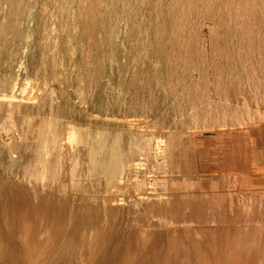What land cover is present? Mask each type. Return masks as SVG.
Here are the masks:
<instances>
[{"label":"bare ground","instance_id":"bare-ground-1","mask_svg":"<svg viewBox=\"0 0 264 264\" xmlns=\"http://www.w3.org/2000/svg\"><path fill=\"white\" fill-rule=\"evenodd\" d=\"M231 1L232 0H0V61L2 62L1 63L2 66L0 65L1 66L0 67V124L2 123L1 126L4 128L3 124L5 120L7 119L6 121H10V124L17 133V138L20 139V142L18 144L17 143L14 144V151H13L18 154L16 155L18 159L15 157L17 159V162H15L14 159L12 161L5 160L6 162L5 164H7L6 167H8L7 170L10 169L9 172L10 175L8 174L10 178L8 177L7 179V177L5 178L4 176H3L4 179L2 178V180H4V182L7 184H8L7 181L10 180L9 183L14 188L12 190V187L10 185L2 183L5 185V191H4V187L1 188L4 185L0 184L1 185L0 188L3 189L2 193L5 192L8 193L7 191H9L10 193L8 194L10 195L14 194L13 196L12 195L9 196L10 199L11 198L14 199L15 197L13 203L12 200L10 201V199L8 200V198L7 199L5 198L6 200H4L3 199L4 194L1 195L2 193L0 190V264H81L83 262L84 256L89 252L87 245L90 242L92 236L99 232L103 233L102 228L107 227L108 229V225H107L108 223L114 222V224H116L118 223V221H121L119 217L118 218L120 220L117 219V222L115 221L117 216H119L118 213L120 211L119 212H117L116 210L113 211L112 210L113 204H111L112 205L111 208L109 206L106 207L102 205L103 201L99 202L100 201L99 199L93 201L91 199L82 196L79 191H81L80 185L83 186L82 183L83 181L81 182V180L79 179L81 177H90V176L100 177V175L115 176L116 173L120 171L121 163L124 160H127L126 152L129 154V157L130 154H132L130 153L131 151L130 152L128 151L130 142L133 140V138L135 140V138H137L140 135L139 131L141 132L142 129L141 127L140 130L138 129L139 131L137 130L138 121L135 118L136 117L135 114L141 112L144 109H147V111L148 109L151 110V112L149 111V114L153 113L154 110L160 109L162 112L159 115L160 121L154 120V122L157 121L159 123L162 121L163 123L169 124L171 121L175 119L178 112L182 108H180L181 104H178L180 102L177 103L176 101H174L176 99L170 100L168 98L167 91L169 89V82L171 81L173 76L176 77L180 76L182 79L187 80L189 79L190 76L197 74L198 73L197 70L199 71V73H202L200 72L199 68L197 69V67H199L201 64V63L197 64L198 57L199 60L201 59L200 58L201 55L199 56L198 53L201 52H198L199 50H197L196 48L201 46V42H200L201 40L199 41L195 39V32L198 31L200 28H205V27L208 28L209 39L211 43H213L212 45L213 48H215L217 51L220 52L221 47H219V45H222L223 46V48L221 49L222 52L227 51L228 49L227 44L229 42V39L227 38V32L230 28L232 18H230L231 16H229L231 15V13L228 16L227 14L226 16H224V9H226L225 6H229L228 8L231 7L230 6ZM240 1L241 3L243 2H246V4L248 3L246 5V8L247 10L249 9L248 12L250 16V21L248 22L247 20V23L245 22L244 23L252 28L256 27V30L257 31L260 30L263 33V35L261 36L264 37V0H240ZM233 4L234 3L232 1L233 9L232 8L231 9L234 10L235 12L237 11V13H240L242 10L240 7H238L239 5L233 6ZM234 24L236 23L234 22ZM258 36L259 35H257L256 37ZM181 38L183 39V42L179 43V40ZM87 43L89 46L87 45L86 47L91 48L93 55L92 76H89L87 74L85 75L83 72L84 54H82L83 53L82 50H83V46H85V44ZM23 46H24V51H23L24 53L22 54H24L23 55L24 59L23 57L20 58H22V60L24 61H22L19 58V60H21L20 64L16 62V64L18 63L19 65H15V58L18 55V53L22 52L21 47ZM19 48L21 51L19 50ZM242 49L243 48H241V50ZM212 52L213 51H211V53ZM258 52L260 53V51ZM124 54H126L127 56L130 55V58L132 57L133 58L132 60L135 61L133 67L136 65L135 66L136 68H132L135 69V71L126 67V65H122L123 63L121 62L120 57L123 56ZM213 54H215V51L213 52ZM221 55L223 56L222 58L226 59V61L228 58H232L231 54L228 51L224 53V55L223 53H221ZM127 56H124V58ZM213 57H215V55ZM119 59L121 63L119 62ZM175 61L177 63H180V65L182 66V70L179 73L175 72L176 70L174 71V69L171 67L172 65H170L171 62L175 63ZM13 62L15 65L14 70L16 68L15 70L16 72L18 68L21 69V65L23 66V64H25L26 66L25 68L28 69L25 71L26 72L29 71V73L35 78L33 79V81L35 80L37 81V79L40 80L39 82V84L41 85L40 89L41 90L46 89L48 91L47 96L45 98H42L41 102L39 103L33 102V100L34 101L37 100L31 98V94L30 95L26 94L25 86L27 85V83H24L26 81H24L22 78L25 77V75L24 76L21 75V77L17 78L21 81L23 80V82L19 81L23 84L21 83L19 84L18 80L16 81L14 80L16 79L15 78L16 73L14 72V70L13 72L15 73V75L14 73L13 75L15 77L11 78L12 76L11 70L14 66ZM196 64L199 66L196 67ZM217 64L218 63H216V65ZM16 66H18V68ZM24 69L22 68L21 70L23 71ZM176 69H178V65ZM20 73L23 74V72H19V74ZM198 75L199 74H197V76L195 77L197 78ZM27 76L25 77L26 80L28 78ZM200 76L199 78L201 79L203 74L201 77ZM247 78H249V76H247ZM255 78L257 79V77ZM14 81L16 83H14ZM179 82H180L179 85H181V82H183V80ZM76 86L77 87L80 86L78 88L80 89V92L84 94L82 95L84 96V103L86 104L89 111L99 114L101 117H103L102 119L104 120H108L110 118L115 119V117L117 116L122 117V119L125 118L122 121L123 125L119 127L116 126L107 129L104 124H100L96 122L94 123L95 127H91L90 125L91 122L90 124H84L83 122L84 120L81 112L77 110L74 105V101L78 96L76 94L79 90V89L76 90L77 88ZM117 87L118 89L120 88L119 89L120 92L119 91L118 92L120 94L123 92L124 96H126L124 98L125 101L122 98L123 95L121 94L122 97H119L120 95L118 96L117 92L115 91ZM182 90L180 92H182ZM190 90L192 89L190 88ZM205 91H208V89H206ZM3 92H6L7 94ZM215 92H217V90ZM54 93L59 98L58 102H53L52 95ZM183 93L185 94V92ZM184 94H183V98H179V99L181 100L185 99ZM196 94L197 93L193 95ZM193 95L190 94L189 98H191L190 96ZM181 96L182 95H180V97ZM181 103H183V101H181ZM207 103L209 104V102ZM81 105L82 104L79 105V108ZM247 106L249 105L247 104ZM203 108H205V106H203ZM184 110L187 111L186 109ZM211 112L208 114V118L212 119L213 117L214 118L213 120H215L214 115L209 117ZM156 113L157 112L155 111V114ZM246 113H250V112H246ZM195 114L197 113L195 112ZM189 115L187 119H190ZM197 115H199V113ZM223 115H225V113ZM51 116H53V118H51ZM205 116L206 114L205 115L203 114L202 117L206 118ZM230 117L229 119L231 120L233 117L232 118ZM198 118L201 119L199 116ZM220 118H223L222 120L226 119V117L225 118L220 117ZM199 119L197 120L199 121ZM211 119L209 121H211ZM213 120L211 121L212 127H213ZM207 121H205L206 124ZM154 122L152 123L154 124ZM196 122L197 121H195V125L196 124L198 125L199 123ZM225 122H223V124ZM201 123H203V127H204L205 126L204 122L202 121ZM233 123L234 125L236 124L235 122ZM183 124L185 126V123ZM243 124L245 125V123ZM191 125L193 126V124ZM218 125L216 127H218ZM231 125L229 126V128L231 127ZM224 127L226 128L227 125H225ZM5 129H7V126ZM8 129H10V127H8ZM154 129L156 130V128ZM158 130L157 132H154V134L158 133ZM150 132L153 133L152 130L151 131L149 130V133ZM5 133L7 132L5 131ZM1 135L2 132L0 130V137ZM244 135L246 136V134L243 135L239 134L238 141L242 138L245 142ZM147 136L148 138H150V135ZM232 137H234V135ZM232 137L230 140V136H229V139L226 141L227 143L229 142L228 152L226 154L227 155L231 154L232 156V152H233L234 156L237 155V153L239 154V156L243 155L242 156L243 160H241V162L243 161L242 166L245 168V166H247L248 161L246 157L247 153L245 155L244 148L246 149L248 144L245 145L244 142L240 141L241 149H239L240 146L238 145L239 146V147L237 146L238 149L234 151L235 149L232 144L233 143ZM144 139L145 138H143V140ZM180 140L182 141L181 138L178 140L175 137H171L168 138L166 142L167 145H165V147L166 146L167 147L165 148L166 151L164 152H166L165 155L167 158L171 160V163L173 161L174 162L177 161L181 155L184 154L190 155L188 139H185L184 142L185 148L183 149V152L182 149L180 148L181 143L183 141L180 143ZM148 141L149 143L151 142L150 140ZM243 143L246 147H243L244 146ZM231 144L233 146L232 149H231ZM5 145L7 144L2 145L4 146V150L5 148H7L5 147ZM149 147L151 148V146ZM74 148H75V152L72 151L74 154L72 157H70L69 152ZM28 151H31L32 153L30 152L28 153ZM4 152H3V148H1L0 159L2 158ZM167 158H165V160ZM180 158H182V156ZM235 159L237 160L236 156ZM182 160L179 159L180 162ZM238 160L240 161V158ZM166 161L168 162V159ZM166 161L165 163H167ZM230 161L233 162V160ZM230 161H228L230 164L227 163V166L231 165ZM68 162L70 163L69 165ZM2 164H1V168L3 169ZM237 164L239 163L232 164L233 165V168L231 169L232 171L237 170L234 169V165ZM171 165L173 164H170V166ZM181 166L182 165L180 166L178 165L179 168ZM237 166H235V168H237ZM176 167L177 166L174 165L173 168ZM229 167L230 166H228V170ZM183 168L185 167L183 166ZM183 168H181L182 169L181 172H184ZM186 168L188 169V165ZM59 169L62 172H59ZM166 169L169 170L168 167ZM176 169L179 170L178 168ZM242 169H238V170H242ZM118 173L120 174V172ZM2 180L0 181L2 182ZM102 181L103 180H101V182ZM80 182L82 184H80ZM7 186L8 187L10 186V188L7 189ZM219 186L217 187L220 188ZM96 192H100V191L96 190ZM8 194L6 195L8 196ZM226 194L229 195L230 193L228 194L227 191ZM225 195L222 196L225 197ZM96 196H98V194ZM217 197L218 194L214 198V200ZM1 199L2 201L3 200L6 201V203H8L9 205L6 204L3 205ZM177 199L180 200L178 197ZM224 199L225 198L221 199L223 203L227 200L225 199L224 201ZM7 200L10 201L11 203L8 202ZM192 200L194 201L193 198ZM169 201L170 202L173 201L174 204L176 205L175 203L176 200L172 199ZM186 201L187 200H185V202L182 201L184 204H180L179 201L178 205L179 204L185 205ZM189 201L191 200H188V202ZM222 201L220 203H222ZM242 201H244V199ZM106 203L108 204V202ZM106 203L105 205H107ZM144 203L146 202L144 201ZM195 203L197 204L198 202ZM223 203H222L223 206L222 208L225 211L228 209V207H230L229 205L230 203L227 202L224 203L227 205V209H225L226 205L224 206ZM135 204L133 206L136 207L137 205ZM152 204L150 205L149 208L153 207ZM155 204L154 206L156 207L158 203L156 205ZM165 204L169 206V203L166 202ZM161 205L162 204H160V206ZM167 205H166V209H167ZM209 205L210 204L207 203L206 207L208 208ZM215 205L217 204L214 203V205H210V207L212 206L211 208H213L215 207ZM160 206L158 205L157 208ZM243 206L246 209L241 210L242 213L239 211L237 212L236 210V213L234 214V216L236 215L235 218L233 216L231 217L230 215V219L232 218L233 220H237L236 223L232 220L236 225L231 221V223L234 224L235 228L231 230L219 228V227L217 228L221 229L223 234H225V232L228 233L226 237L229 239L231 245H227L228 250L226 249V251L229 252L234 248L240 250L242 246H240L239 243H242L243 249L247 253V257L251 263L253 264L259 263L257 262V259L260 258L261 264H264V222L262 221V219L258 217L260 215L257 214L259 212L260 206L257 203H254V201H250V203H248V206L247 204L246 206L245 205ZM206 207L203 206V208ZM154 208L153 210L156 209ZM162 208L165 210L161 212L163 214L166 212V209L163 207V205ZM147 210H146V214L144 213V215H147ZM263 210L264 209L262 208V211ZM73 211L76 212L74 213ZM217 211L218 210H216V214H214L213 212L212 213H210L209 211L208 212L210 214L218 216L219 213H217ZM256 211L258 212L256 213ZM114 212L115 214L117 212V216L116 218H114L113 221V219L111 218L113 217ZM120 213H122V211ZM220 213L221 214L219 215L223 214L222 212ZM229 213L231 214V212ZM229 213H226V215H228ZM82 214H84L85 216L84 215L82 216ZM121 215L123 214H120V216ZM136 215H133L132 213L126 211V209L124 211L125 219L126 221L129 222V223L126 222V224L132 225L131 229L128 228L129 232L126 230L127 228L125 230L124 228H122L124 226L122 224V222L124 223L123 221L124 218L122 219V222H119L120 224H122L121 228L124 231L122 232V234L126 233L127 235H125L126 240L123 241L125 243L124 245H122L124 246V248L122 249L124 250L123 251L124 253L121 257L120 263L119 261H117L118 264L169 263L171 259L170 256L163 257L162 259L160 258L156 259L158 257V253L165 249L164 244L161 243L160 246L153 245L149 247L146 251L148 242L151 239L148 238L147 240H143V234L145 231L140 232V230L142 229L135 228V224L143 220L141 219V217L143 216V212L140 218L138 215H137L138 217ZM150 215L153 216V214ZM226 215L224 216L225 220H223L224 218L222 219L223 223H225L226 221L229 222L228 218H226L229 216ZM143 217L146 219L145 216ZM207 217L209 221L210 215ZM219 217H218L219 222L217 221L219 224L217 222H215V224L217 223L218 225H221L222 222L220 218L223 216H221L220 218ZM262 218L264 219V217ZM240 220L241 222H239ZM60 223L61 224L63 223V225H61ZM211 223L212 222H210V225ZM111 224L112 225L109 224V226L112 227L113 223ZM205 229L206 228L204 229L188 228L187 230L180 231V229L171 228L168 229L164 234H167V243L170 245V247L174 248L176 251L179 252L189 251L187 257L190 259V261L184 264H218L213 259L215 257V253L213 252L212 248L206 243L207 239L206 238H205L206 240L201 239L200 235H203L206 233V231H208L209 232L208 238H209V236L212 235V233H214L213 237L216 241V248L219 250H223V244L219 240L220 235L218 234V231H215L214 229L211 230H205ZM104 232H109V231L105 230ZM134 248L135 250L131 251ZM122 250L120 252H122ZM198 250L204 253L203 254L197 253ZM135 251L137 253L134 255ZM172 251L176 253L174 250ZM259 252L261 254H259ZM235 259H236L235 261H238L240 259L239 255H237ZM98 262L100 264L114 263V261L113 263H109L110 258H104L101 259L100 261L98 260ZM233 262L234 261L230 262L229 264H233ZM173 264H178V263L175 262Z\"/></svg>","mask_w":264,"mask_h":264},{"label":"rangeland","instance_id":"rangeland-1","mask_svg":"<svg viewBox=\"0 0 264 264\" xmlns=\"http://www.w3.org/2000/svg\"><path fill=\"white\" fill-rule=\"evenodd\" d=\"M232 1L234 3L233 6L239 5L238 7H240L242 10L240 13H237V11L235 12L234 10H232L233 9ZM232 1H231V5H230L231 7L228 8L229 6H225L226 9H224V16H226V14L228 16L231 13V15H229V16H231L230 18H232L230 28L227 32V38L229 39V42L227 44V47H228L227 51L231 54L232 58H228L227 61H226V59L222 58L223 56L221 55V53H223V55H224V53L227 52V51L222 52V50H221L223 48L222 45H219V47H221L220 52L212 47L213 43H211V41L209 39L208 28H206V27L200 28L199 29L200 31L199 30L196 31L195 32V39L199 40V41L201 40L200 41L201 46L196 47V48H197V50H199L198 52L202 53V54L198 53L199 56L201 55V57H200L201 59L199 60V57H198V59H197L198 63L197 64H200V63L201 64H200V66L196 64V67L199 66V67H197V69L199 68L200 72H202V73H199V71L197 70V72H198L197 74H199L198 77L196 78L195 76H197V74H195L193 76H190L189 79H187V80L182 79L180 76H177V77L173 76L171 81L169 82V89L167 91L168 98L170 100L176 99L174 101H176L177 103L180 102L178 104H181L182 106L184 105L183 107L180 105V108H182V109H180V111L178 112L175 119L173 121H171L169 124L163 123L162 121H161L162 123L159 122V123H161V124H159L157 121H160L159 115H160V113H162L160 109L154 110L153 113H151V114H149V111L151 112V110H149V109H148V111H147V109H144L145 111L142 110L144 112L141 111V112L135 114V116H136L135 118L138 121L137 130L138 129L140 130L142 127V129H141L142 133L138 130L140 135L137 138H135V140L133 138V140L130 142L128 151L129 152L131 151L130 153H132V154H130V157H129V154L126 152V159L127 160H124L121 163L120 171H118V172H120V174L117 172L115 176L114 175L113 176L112 175L111 176L100 175V177L99 176H95V177L90 176V177H81L79 179V180H81V182L83 181L82 182L83 186L80 185L81 191H79L82 196H84L88 199H91L93 201H96L97 199H99L100 200L99 202L103 201L102 205L106 206V207L109 206L111 208V206H112L111 204H113V206H112L113 211H115V210L117 212L122 211V213H120V212L118 213L119 216H117V212H116V214L114 212L113 217L111 218L114 221V218H116V216H117L115 221L117 222V219L118 220L121 219V221H118V223H116V224H114V222L108 221V222L113 223L114 228H113V226L112 227L109 226V224L112 225L111 223H108L107 224L108 229H107V227L102 228L103 233L99 232V233H96L95 235L92 236L90 242L87 245L89 252L84 256L83 262L81 264H96V263L100 264L98 262V260L100 261L101 259H104V258H110L109 263H113V261H114V263H116L117 261H119V263H120L121 257L124 253L123 252L124 250H122L124 248V246H122V245H124L125 242H123V241L126 240L125 235H127L126 233L122 234V232H124L122 228H124V230L127 228L126 230L129 232L128 228L131 229V227H132L131 224L130 225L126 224V222L127 223H129V222L126 221V219H125L126 215L124 216L125 209H126V211L132 213L133 215H136V213L138 215L140 213L141 215L140 214L138 215L139 218L142 216V212H143V216H145L146 219L142 216L141 219H143V220L136 223L135 228L142 229V230L139 229L140 232L145 231L143 234V240H147L148 238L151 239L148 242V245L146 247V251L149 247H151L153 245L154 246H156V245L160 246L161 243L165 245V249L158 253V257L156 259H159V258L162 259L163 257L170 256L171 257L170 262L167 264H173L175 262L178 264H184V263H188L190 261V259L187 257V254L189 253V251H182V252L176 251L174 248L170 247V245L167 243V234H164V233L168 229H171V228H177V229H180V231L187 230L188 228H190V229L191 228L192 229H197V228L198 229H204V228H206L205 230L214 229L215 231H218V234L220 235L219 240L223 244V250H219L216 248V241L213 237L214 233H212V235H210L208 238L209 232L206 231L205 234L200 235V238L203 240L207 239L206 243L212 248L213 252L215 253V257L213 259L218 264H229L232 261H234L233 264H253L249 261V259L247 257V253L243 249L242 243H239V245L242 246V248L240 250H237L234 248L229 252L226 251V249L228 250L227 245H231L229 239L226 237L228 235V233L225 232V234H223L221 229H219V228H224V229H230L231 230V229L235 228L234 224L236 223L237 220H233L232 218L230 219V215H231V217L233 216L235 218L236 215L234 216V214L236 213V210H237V212L239 211L242 213L241 210L246 209V208H244L243 205L246 206V204H247V206H248V203H250V201H254V203H257L260 206L259 212L256 211V213L258 212L257 214L260 215L258 217L260 219H262V221L264 222V219L262 218V217H264L263 216L264 210L262 211V208L264 209V205H263L264 204V37L261 36V35H263V33L260 30H258V31L256 30V27L252 28L249 25L247 26V24H245V23H247V20H248V22L250 21V16H249V12H248L249 9L247 10V8H246V5L248 3L247 4H246V2L241 3L240 0H238V3H237V0H232ZM235 7H237V6H235ZM234 22L236 24H234ZM244 27H245V29H244ZM247 31H248V33H247ZM125 34H127V33H125ZM199 34H200V36H199ZM256 34L259 35L258 37H260V38L256 37L257 36ZM182 42H183V39L181 38L179 40V43H182ZM231 43H232V45H231ZM247 44H248V46H247ZM87 45H88V43L85 44V46H83V50H82L83 51L82 54H84L83 55V58H84L83 59L84 60L83 72L85 75L87 74L89 76H92V74H93V72H92L93 71V60H92L93 55H92L91 48L90 47L87 48L86 47ZM241 48H243V49L241 50ZM87 49H88V52H87ZM213 49H215V50H213ZM248 49H250V50H248ZM257 49H259V50H257ZM19 50H20V48H19ZM21 50H22V52H20ZM21 50L19 51L20 53H18V55H17L18 57L16 56V58H15V65H19L20 61L22 60V58H20V57H23V55H24V54H22V53H24L23 52L24 46L21 47ZM90 50H91V53H90ZM211 51H213V52L215 51V54H213V52L211 53ZM258 51H260V53ZM86 52H87V54H86ZM249 52L251 53V55ZM210 53L213 56L215 55V57H213ZM124 56H127V55L124 54L123 56H121L122 58L120 57L121 62L123 63L122 65H126V67L135 71V69H132V68H136L135 67L136 65L133 67V65L135 63V61L132 60L133 58L132 57L130 58V55L127 56L128 58L127 57L124 58ZM260 56H261V58H260ZM19 58L21 60H19ZM89 58H90V60H89ZM23 59H24V57H23ZM120 59H119V62H120ZM220 59H222V60H220ZM229 59H231V60H229ZM201 60L203 61V63ZM22 61H24V60H22ZM199 61H201V62H199ZM16 62H18L19 64L18 63L16 64ZM215 62L218 64L216 65ZM1 63L2 62L0 61V65L2 66ZM175 63L171 62L170 65H172L171 67L174 69V71L176 70L175 72L179 73L182 70V66L180 65V63H177L176 61H175ZM13 65H14V62H13ZM15 65L13 66V68L11 70L12 71L11 72V74H12L11 78H14L16 76L15 77L16 79H14V80L15 81L18 80V82H19L21 80H19L17 78L21 77V75H23V76L25 75V77H26L27 73H28L27 77L32 78V79L27 78L28 82H27L25 77H22L23 80L26 81L24 83H27V85L25 86L26 87L25 92H26V94H29V95L31 94V98H34L35 100H37V101L33 100V102H35V103L41 102L42 98H45L47 96L48 91L46 89H43L45 91L40 89V86H41L39 84L40 80L37 79V81L36 80L33 81V79H35V78L29 73V71H27V72L25 71V70H28L27 68H25L26 67L25 64H23V66L21 65V69L25 68L23 71L21 69H19L18 66H16L18 68L17 69L18 73L15 71L16 68L14 70ZM177 65H178V69H176ZM173 66H175V67H173ZM242 66L246 67V68H243ZM84 68H85V71H84ZM89 68H90V70H89ZM243 69H244V72H243ZM247 69H249V70H247ZM259 69H260V71H259ZM13 70L16 73V75L13 72ZM203 70H204V72H203ZM19 72H23V74H21V73L19 74ZM88 72H89V74H88ZM233 72H235V73H233ZM13 73L15 76L13 75ZM17 74H19V75H17ZM202 74H203V76H202ZM199 76L201 77V79L199 78ZM247 76H249V78H247ZM206 77H208V78H206ZM255 77H257V79ZM215 78H217L220 81H218ZM246 78L249 80H247ZM175 79H176V82H175ZM233 79H235V80H233ZM23 80L21 82H23ZM181 80H183V82H181V85H179V83H180L179 81H181ZM211 80H212V82H211ZM236 80L238 83L236 82ZM15 81H14V83H16ZM247 81L249 82V84ZM21 82H19V84ZM242 82H243V84H242ZM205 83H207V84H205ZM21 84H23V83H21ZM202 84H204V85H202ZM219 84H221V85H219ZM206 86H207V88H206ZM78 87H80V86H78ZM78 87L76 88V90L79 89ZM190 88L192 90H190ZM119 89L117 87L115 91L117 92L118 96L120 95L119 97H122V95H123L122 98L124 100V98L126 96H124L123 92L121 93L122 94L121 95L119 93L120 92ZM204 89L205 90L208 89V91H205ZM181 90H182V92H180ZM216 90H217V92H215ZM223 90H225V91H223ZM238 90H239V92H238ZM183 92H185V94ZM212 92H214V93H212ZM3 93H6V92H3ZM38 93H40V94H38ZM195 93H197V94L193 95ZM205 93H207V94H205ZM210 93H212V94H210ZM183 94L185 95L184 96L185 99H182V100L179 99V98H183ZM190 94L193 95V96H190L191 98H189ZM202 94H203V96H202ZM256 94H257V96H256ZM76 95H78V96L76 97V100L74 101V105H75V108L81 112V114L83 116L84 124H90V122H91V124H90L91 127H95L94 123L96 122V123L104 124L107 129L108 128L110 129V128L116 127V126L119 127V126L123 125L122 121L125 118L122 119V117L117 116V117H115V119L110 118L108 120H104V119H102L103 117H101L99 114L89 111L86 104L84 103V96H82L84 94H82V92H80V89L78 90ZM171 95H172V97H171ZM176 95H178V96H176ZM180 95H182V96L180 97ZM225 95H226V97H225ZM216 96H218V97H216ZM202 97H203V99H202ZM219 97H221V98H219ZM52 98H53V102H58L59 98L57 97V95L55 93L52 95ZM218 98L221 100H219ZM181 101H183V103H181ZM80 102H82V103H80ZM207 102H209V104ZM79 103L82 104L80 106V108H79V105H80ZM234 104H236V105H234ZM247 104L249 106H247ZM202 105L205 106V108H203ZM199 107L201 108V110ZM244 107H245V109H244ZM215 108H216V110H215ZM250 108H252V109H250ZM184 109H186L187 111H185ZM155 111L157 112L156 114H155ZM215 111H216V113H215ZM223 111H224L225 115L227 114L226 116L223 115L224 114ZM228 111H229V113H228ZM181 112H183V113H181ZM195 112L197 114L199 113V115L195 114ZM210 112H211V114L209 115V117L214 115L215 120L217 119L216 120L217 122H216L215 120H213L214 119L213 117H212V119L210 118L211 121L213 120V127H215V128H213L211 126L212 122L209 121L210 119L208 118V114ZM233 112H235L236 114ZM246 112H250V113H246ZM140 113H142V114H140ZM201 113H202V115H201ZM191 114H193V115H191ZM203 114L204 115L206 114V116H205L206 118L202 117ZM217 114L219 116V119H218ZM143 115H145V116H143ZM188 115H189L190 119H187ZM198 116L201 119H199ZM220 117H224V118L226 117V119L222 120L223 118H220ZM229 117L230 118L233 117L232 119H234V120H232V119L230 120ZM51 118H53V116H51ZM184 118H186V119H184ZM197 119H199V121ZM204 119H205V121L208 120L207 124L204 121ZM239 119H240V122H239ZM6 120L3 124L4 128L1 126L2 123L0 124V130L2 132V135L0 137V141H1L0 149L3 148V152L5 151L3 153V156H2L3 159L2 158L0 159V161H2V162H0V178H1L0 180H2L3 176L5 178L7 177V179H8V177L10 178V176H8L10 169L7 170L8 167H6L7 164H5L6 163L5 160L6 161H12L14 159L15 162H17L18 157L16 155H18V154L13 152L14 151V144H16V143L18 144L20 142V139L17 138V133H16L15 129L12 127V125L10 124V121H6ZM8 120H9V118H8ZM154 120H157V121L154 122ZM190 120H192V121H190ZM221 120L223 122L226 121L225 122L226 124L225 123L223 124V122ZM144 121H145V123H144ZM195 121H197L199 124L195 125ZM202 121L204 122V125H205L204 127H203V123H201ZM219 121H221V122H219ZM152 122H154V124ZM233 122H235L237 125L236 124L234 125ZM183 123H185V126ZM243 123H245V125ZM191 124H193V126ZM229 124L230 125L232 124L230 128H229V126H230ZM152 125H154V126H152ZM217 125H218V127H216ZM225 125H227L226 128L224 127ZM6 126H7V129H5ZM8 127H10V129H8ZM153 127L156 128V130ZM148 128L150 131L151 130L153 131V133L150 132L152 134V136L149 133ZM173 128L176 130H174ZM230 129H231V131H230ZM157 130H158V133H161V132H163V133L154 134V132H157ZM232 130H233V132H232ZM5 131L7 133H5ZM174 131H175V133H174ZM180 132H182V133H180ZM228 132H231V133H228ZM231 134H232V136L234 135V137H232ZM239 134L240 135L246 134L247 137L244 135L245 136V142L242 138L238 141V139H239L238 135ZM147 135H150L151 139L148 138ZM228 135L230 136V140L232 137V140H233L232 144H233L234 149H235L234 151H236V149H238V147L240 146V141L244 142L245 145L248 144L247 145L248 148H247L243 143V145H244L243 147H246V149H247V152H246V149L244 148V152H245V155L247 153L246 157H247V161H248L247 166H245V168L242 166L243 161L241 162V160H243V158H242L243 155L239 156V154L237 153V155H235L237 158V160H236L235 156L233 155L234 154L233 152H232V156H231V154L230 155L226 154L228 152V147H229V142L228 143L226 142L229 139ZM157 136L160 138H158ZM171 137H175L178 140L180 138L182 139L183 142L180 140V143L182 142L181 147H180L182 149V152H183V149L185 148V144H184L185 139H188V141H189V154L190 155H186V154L182 153L184 155H181V156H182V158L184 156L185 159L183 158V160H182V158H180L181 157L180 156L179 159L182 160L181 162L178 159L177 161H175V162L173 161L171 163V160L169 158H167L165 155L166 152H164V151H166L165 148L167 147V146L165 147V145H167L166 142H167L168 138H171ZM143 138H145V139L143 140ZM148 140H150L151 142L149 143ZM234 141L237 144H235ZM236 141H238L239 143ZM135 142H138V143H135ZM141 142H142V144H141ZM162 142H163V144H162ZM164 142H165V144H164ZM4 144H7V145L9 144L10 146L5 145V147H7V148H5V150H4V146H2ZM147 144H149V145H147ZM232 144H231V149L233 148ZM156 145H158V146H156ZM149 146H151V148ZM147 147H148L149 152L147 150ZM239 149H241V146L239 147ZM72 151L75 152V148L69 152L70 157H72L74 154ZM29 152L32 153L31 151H28V153ZM185 155H186V157H185ZM227 156H228V159H227ZM238 156L240 158V161L238 160L239 159ZM187 157H189V158H187ZM152 158H153V160H152ZM165 158L168 159V162L166 161L167 159L165 160ZM163 159H164V161H163ZM188 160H189V162H188ZM230 160H233L234 163ZM235 160H236V162H235ZM165 161L167 163H165ZM228 161L231 162V165H228L231 167V168L229 167V170H228V166H227V163H229ZM169 162H170V164H173V165H171L172 168L175 165V166H177L176 168H178L179 170H177L176 168L172 169ZM240 162H241V164H240ZM236 163H239L237 165L240 167H238L237 165H234V169H237V170L232 171L231 170L233 168L232 164H236ZM1 164H2V167L4 170L1 168ZM69 164L70 163L68 162V165ZM178 165L179 166L182 165V166L179 168ZM187 165H188V169L186 168ZM166 166L169 168V170L166 169L167 168ZM183 166L185 168H183ZM235 166H237V168H235ZM124 167H126V168H124ZM138 167H139V169H138ZM189 167L192 170H190ZM242 167H243V169H242ZM150 168H151V170H150ZM181 168L184 169V172H181L182 171ZM60 169H59V172H62ZM238 169H242V170H238ZM85 178H86V180H85ZM109 179H110V181H109ZM101 180H103L104 182L103 181L101 182ZM9 181H7L8 182V184H7L4 182V180H2V182L0 181L1 182L0 184L4 185L2 183H5L7 185H10ZM81 182H80V184H82ZM10 186L12 187V185H10ZM10 186L9 187L7 186V189H9ZM217 186H219L220 188H218ZM3 187H4V191H5V185L2 186L1 188H3ZM1 188H0V190L2 193L3 189H1ZM13 188L14 187H12V190H13ZM130 188H132V189H130ZM82 189H83V191H82ZM96 190L100 191V192H96ZM227 191H228V194L230 193L229 195L226 194ZM7 192L10 193L9 191H7ZM5 193L1 194V195L4 194V198L2 196V198L4 200H6L7 198L9 200L10 199L9 196L14 195V194L10 195V194L6 193V194H8V196H7ZM97 194H98V196H96ZM217 194H218V197L219 196L221 197V199H223V198L227 199L226 201L224 199V201H225L224 203H226V202L230 203L229 204L230 207H228V209H227V205L223 203V201L220 199V197L219 198L217 197L214 200V198L217 196ZM212 195L213 196L216 195V196L213 197ZM222 195H225V197H223ZM182 196H183V198H182ZM177 197L180 200H178ZM212 197H213V199H212ZM230 197H232V198H230ZM174 198H176V199H174ZM192 198L194 199V201L192 200ZM14 199H15V197H14ZM14 199L11 198L10 201L12 200V203H13ZM110 199H111L112 203H111ZM172 199L176 200V202H175L176 205L174 204L173 201H171V202L169 201ZM211 199L219 207L217 205H215V207L211 208L212 206L210 207V205H214V203L211 201ZM231 199L233 200V202L235 201L234 202L235 204L232 202ZM243 199L245 202L242 201ZM4 200L2 201V199H1V201L3 202V205L4 204L9 205ZM105 200H106V202H108V204L105 202ZM185 200H187L185 205H180V204H184L183 202H185ZM188 200H191V201L188 202ZM195 200H197V201H195ZM10 201H8V202H10ZM113 201H115V202H113ZM134 201L136 204L134 203ZM142 201H143V203H144V201L146 203L148 202L147 203L148 205L146 203H144L145 204L144 205L142 203ZM153 201L155 203L157 202L159 206H160V204H162L165 209H166V205H167L165 203L166 202L169 203V206L167 205V209L165 212L166 214L161 213V212L165 211L162 208V205L160 207H158L159 208L158 209L157 208L158 205H156L157 203L155 204ZM179 201H180V204H179L180 206L178 205ZM221 201L224 204V206L226 205L225 206L226 208L225 207L224 208L227 210L224 211V209L222 208L223 207L222 203H220ZM104 202L107 205H105ZM129 202L132 204H130ZM195 202H198V203L196 204ZM210 202L213 204H211ZM217 202L221 205H219ZM231 202H232V204H231ZM149 203H150V205L152 203H154L156 205V207L154 206V204H152L153 207L149 208L150 207ZM170 203H171V206H170ZM187 203H190V204H187ZM207 203L210 204L208 206V208L206 207ZM240 203H241V206H240ZM134 204L137 205L138 207L136 206L137 207L136 208L135 206H133ZM118 205H120V206H118ZM141 205H144V206H141ZM174 206H176V207H174ZM203 206L206 208H203ZM154 207L157 209V211ZM233 207H235L237 209H235ZM153 208L155 210H153ZM161 208H162V210H161ZM117 209H119V210H117ZM144 209H145V212H144ZM206 209L207 210L211 209L208 211L210 213L213 212L214 214H216V210H218L217 213L221 214L220 212H222L224 215L223 214L222 215L218 214V216L213 215V214H210ZM135 210H137L138 212ZM146 210H147V215H144V213L146 214ZM159 210H160V212H159ZM219 210H221V211H219ZM228 210H229V212H231V214L228 212ZM153 212H155V213H153ZM261 212H262V214H261ZM226 213H229V214L226 215ZM120 214H123V215H121L122 218H121ZM150 214H153V216ZM83 215L84 214H82V216ZM209 215H210V217H209V221H208L207 216H209ZM211 215H212V218H211ZM225 215L229 216V217H226V218H228L229 222L226 221L225 223H223L222 219L224 218L223 220H225V217H224ZM219 216L220 217L223 216V217L220 218ZM148 217H150V218H148ZM215 217L217 220L215 219ZM218 217L220 218V220L222 222V224L220 223L221 225H218L219 224L218 223L219 222ZM123 218H124V220H123L124 223L122 222ZM154 218H156V219H154ZM210 218H211V220H210ZM231 221L234 224L231 223ZM119 222H122V224L124 225L122 228H121L122 224H120ZM210 222H212L211 225H210ZM215 222H217L218 224L217 223L215 224ZM239 222H241V220ZM61 225H63V223ZM60 226H58V227H60ZM126 226H128V227H126ZM217 227H219V228H217ZM105 230L109 231V232H104ZM121 250H122V252H120ZM134 250H135V248L132 249L131 251H134ZM172 250H174L176 253H174ZM136 253L137 252L135 251L134 255ZM197 253L203 254L204 252H200V250H198ZM227 254H228V256H227ZM259 254H261V253L259 252ZM237 255H239L240 259L238 261H235L236 260L235 257ZM257 262H259L257 264H261V259L260 258L257 259ZM116 264H118V262Z\"/></svg>","mask_w":264,"mask_h":264}]
</instances>
